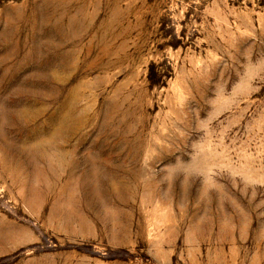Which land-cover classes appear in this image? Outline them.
<instances>
[{
  "label": "rangeland",
  "instance_id": "374dc122",
  "mask_svg": "<svg viewBox=\"0 0 264 264\" xmlns=\"http://www.w3.org/2000/svg\"><path fill=\"white\" fill-rule=\"evenodd\" d=\"M151 212L264 264V0H0V264H131Z\"/></svg>",
  "mask_w": 264,
  "mask_h": 264
},
{
  "label": "crops",
  "instance_id": "0c3cea01",
  "mask_svg": "<svg viewBox=\"0 0 264 264\" xmlns=\"http://www.w3.org/2000/svg\"><path fill=\"white\" fill-rule=\"evenodd\" d=\"M123 219L115 220L114 227L120 230L118 236L123 237L122 247L136 246L135 250H128L131 264H204L207 255L203 252V245L208 242L203 233L206 229L195 223L194 214H186V222L181 226L170 228L161 226L154 213L146 215L139 222L135 232L132 231V213H125ZM132 216V217H131ZM115 230L108 234L115 235ZM121 233V234H119ZM119 238V237H118ZM2 250V217L0 216V251Z\"/></svg>",
  "mask_w": 264,
  "mask_h": 264
},
{
  "label": "bare ground",
  "instance_id": "6f19581e",
  "mask_svg": "<svg viewBox=\"0 0 264 264\" xmlns=\"http://www.w3.org/2000/svg\"><path fill=\"white\" fill-rule=\"evenodd\" d=\"M7 160L10 162V158H8ZM9 162L5 163V161H4V163H3L4 167H5V165H7ZM15 164L18 166L19 169L21 168V170H23V165H22L21 162H19V163H15Z\"/></svg>",
  "mask_w": 264,
  "mask_h": 264
}]
</instances>
